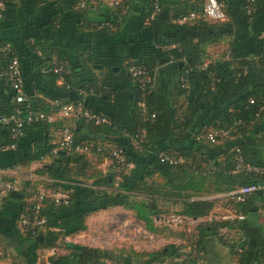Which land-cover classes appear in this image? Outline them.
Wrapping results in <instances>:
<instances>
[{
	"label": "trees",
	"instance_id": "16d2710c",
	"mask_svg": "<svg viewBox=\"0 0 264 264\" xmlns=\"http://www.w3.org/2000/svg\"><path fill=\"white\" fill-rule=\"evenodd\" d=\"M134 1L130 0L126 8ZM147 1L151 7L149 16L155 2L160 5V11L145 28L151 34L140 40H117V45L102 60L106 69L102 79H97L92 71L72 82L67 68L59 75L73 83L70 85L72 91L93 87L95 93L85 99L84 105L107 117L110 123H95L78 117L71 128L74 134L72 145L58 151L59 159L54 160L49 169L41 168L39 173L50 172L59 180L56 187L71 190V195L68 203L56 204L50 198L45 201L42 214L46 218V226L39 233L43 234V242L26 233L27 240L31 242L30 250H26L29 264H36L31 257V249L38 246L52 249L63 246L71 250L69 254L55 253L48 264H126L122 259L123 253L70 243L66 238L86 230L90 214L115 206L131 209L148 231L161 234L156 223V218L163 213L159 204L180 207L177 214L181 216L207 218L220 200H226L207 199L209 195L264 181V175L236 173V153L233 150L240 147L247 162L264 166V0H256L250 13L247 0H226L227 16L232 22L221 24L210 23L203 16L181 24L176 22L179 17L191 12L201 15L202 8H187L172 15L164 8L162 0ZM74 2L75 5L77 0ZM73 8L69 12H76L86 21L85 12L90 7ZM117 16L118 12H114L112 18ZM106 29L101 27L100 33ZM226 35L234 36L229 42L227 58L212 60L206 68H201L208 45ZM173 45L172 49H165ZM171 56L173 62H170ZM5 60L7 65L8 59ZM127 60L146 66L157 78L161 77V87H156L155 81L145 91L140 89L125 66ZM162 60L165 63H161ZM180 62H184L182 69L179 68ZM186 72L188 86L183 87L181 77ZM95 98L102 100L101 109L92 108ZM141 100L146 103L147 119L139 105ZM28 106L34 111H42L35 109L28 99L21 105L14 104L10 112L0 108V115H11L17 109L25 115ZM43 111L47 112V109ZM48 124L32 123L24 132L30 128L47 129ZM0 127H6L10 135L9 125L0 124ZM140 127L146 130L145 139L135 145L133 137ZM209 129H225L229 134L220 137L219 143H211L205 137ZM11 142L10 136L4 139L3 144ZM84 143L90 146L89 150H77ZM56 146L46 138L36 140L28 160L51 156ZM100 146L121 148L132 166L124 165L120 171L112 167L108 172L92 171L88 154L100 155ZM166 151L176 152L183 161L177 165L162 161L160 154ZM78 175L94 180L91 184L82 185L73 180ZM156 175L163 176L164 182L154 180ZM16 198L8 195L5 200ZM225 203L245 218L201 222L196 247L176 264H206V239L210 236L219 239L223 229H227L228 236L219 240L229 247L232 264H264V224L259 221L260 212L264 211V190L252 194L244 202L226 200ZM3 204L0 212L5 209ZM23 209H15L17 218ZM133 254L139 264H162L169 252L134 251ZM129 264L136 263L132 260Z\"/></svg>",
	"mask_w": 264,
	"mask_h": 264
},
{
	"label": "crops",
	"instance_id": "0c3cea01",
	"mask_svg": "<svg viewBox=\"0 0 264 264\" xmlns=\"http://www.w3.org/2000/svg\"><path fill=\"white\" fill-rule=\"evenodd\" d=\"M7 0L4 7H0V42L10 43L14 45L20 55V63L24 78V89L27 99L37 110H46L48 113H58L60 106L76 101L70 99V85L73 80L79 81L88 72H94L97 79H102L105 67L102 60L117 44V40L123 42L126 39L137 38L143 39L151 34L145 28L151 20L149 16L151 7L147 0H135L128 8L123 11H116L110 0L104 1L103 4L92 7V3L87 1L86 7L90 9L85 12L86 21L75 13H70V9H81L77 0ZM205 0H162L164 8L171 11L172 15L176 12H181L185 9L198 10L203 7ZM114 12H118L117 18H112ZM213 24L231 23L232 20L225 21L209 20ZM106 27L105 31L100 33V28ZM233 35H226L219 41L208 45L207 56L205 60H216L227 58L229 42ZM13 46V47H14ZM54 59H60L67 64V70L71 81H67L59 74L46 73V67L50 65ZM208 62V63H209ZM161 63H165L162 60ZM6 65L4 56L0 54V73ZM164 64H162L163 66ZM126 66V64H125ZM164 67V66H163ZM162 67V68H163ZM118 70V67H114ZM127 68V66H126ZM164 70V68L162 69ZM161 74V72H160ZM161 77L154 75L156 87H161ZM79 79V80H78ZM77 93V92H76ZM78 94V93H77ZM79 97V96H78ZM96 100L92 103L93 109H101L103 107L102 100ZM78 100V99H77ZM182 100V99H181ZM15 93L9 87L7 82L0 77V108L10 112L14 108ZM34 110V108H33ZM78 117H72L69 120H63L58 116L57 121L48 124V128H33L23 133L16 141V148H10L14 139L9 135L6 127H0V172L3 170L11 171L14 164L23 166L21 172H15L19 176L18 191L23 194V197L16 199H6L4 201L5 209L0 212V264H29L28 253L30 244L27 240V234L21 228L16 215V210L19 207L25 211L28 206L35 200V197L41 190L47 192L56 189L58 178L47 171L40 172L41 168L49 169L54 160L59 159L58 155L47 156L41 160L29 161L28 157L32 154L34 142L36 140L48 139L53 145H57L62 138L61 129L67 123L71 126L75 124ZM7 131V132H6ZM11 136L12 142L3 144L4 139ZM109 147V145H107ZM111 147V145H110ZM22 150V160H17L16 150ZM63 149L60 148V151ZM92 171L104 170V161L102 155L88 154ZM223 158V157H222ZM105 159V158H104ZM106 160V159H105ZM17 162V163H16ZM43 171V169H42ZM96 173V172H94ZM32 178L30 179V176ZM9 177V175L7 176ZM11 177V176H10ZM73 180L79 181L82 185L91 184L93 178H83L78 175ZM154 180L164 182L161 175L154 176ZM65 184H70L68 181H63ZM61 187V186H60ZM59 188V186H58ZM71 191V190H70ZM219 194L209 195L207 199H215ZM224 199V198H223ZM143 201L142 199H138ZM226 200H220L213 213L235 212L231 206L226 205ZM25 205V207H24ZM162 206V204H159ZM157 205H155L156 207ZM159 206V208H160ZM164 206V205H163ZM163 213L156 218V223L162 217L170 215H178L176 213ZM223 210V211H221ZM16 211V212H15ZM114 211V218L117 215H128L125 224H129L131 218L139 221L135 216L134 211L123 206H115L109 209H102L90 214L87 217V230L80 231L66 238L67 242L98 247L93 243L91 237L88 236L91 221L102 215L104 212ZM130 214V216H129ZM130 217V219H129ZM117 219V218H116ZM205 218H195V223H198L194 230L198 235V226ZM259 221L264 224V211L260 212ZM174 224V223H173ZM171 228H174L172 225ZM176 225V224H174ZM193 226H190L191 230ZM145 228V226H144ZM146 229V228H145ZM147 230V229H146ZM148 231V230H147ZM150 232V231H149ZM152 233V232H150ZM153 235L166 236L167 233L161 234L152 233ZM83 239L84 241H82ZM175 240L185 242L182 236L176 235ZM132 241H126L132 244ZM125 243V242H124ZM115 247V246H114ZM180 245L172 244L167 248L165 253L168 256L162 264H176L185 259ZM190 247L189 254L192 253ZM185 249V248H184ZM154 249L153 251H155ZM70 249L59 246L55 249L45 247H35L31 249V257L36 264H48L49 259L55 253L69 254ZM117 252V251H114ZM206 264H232L233 257L229 247L224 245L219 239L210 236L206 239L205 250ZM124 259V257H123ZM130 258V262H131ZM129 262V263H130ZM124 263H126L124 261ZM128 263V264H129ZM127 264V263H126Z\"/></svg>",
	"mask_w": 264,
	"mask_h": 264
},
{
	"label": "built area",
	"instance_id": "2783aa9c",
	"mask_svg": "<svg viewBox=\"0 0 264 264\" xmlns=\"http://www.w3.org/2000/svg\"><path fill=\"white\" fill-rule=\"evenodd\" d=\"M87 1L92 3V7L96 8L97 4H103L106 0H80L79 7L84 8ZM130 0H110L111 4L117 9L126 8V4ZM256 0H247V10L250 13L253 9V4ZM6 3V0H0V7L3 8ZM160 11V5L158 2L154 4V10L151 14V18H154L157 12ZM228 3L226 0H205L202 7V14H198L196 12H191L187 15L179 17L176 22L178 23H187L193 22L197 20L199 17L203 16L208 20H216V21H225L228 16ZM172 47H165L166 50H170ZM0 54L7 58V65L1 71L0 77L2 79L7 80L12 89L15 92V101L19 105L25 103L27 101V97L24 89V78L22 74V68L20 63V55L18 51L13 47L10 43H0ZM174 58L171 56V61L173 62ZM209 60H205L204 63L200 66L201 68H206ZM127 66V70L129 71L132 78L139 84L140 89L145 91L152 83L154 82V75L152 72L143 65H137L130 60L125 62ZM67 64L60 60L54 59L50 62V65L46 67V73H56L62 75V73L66 70ZM181 82L183 87L188 86L187 82V72L182 74ZM78 100L70 101L67 104L60 106L58 113H48L44 111H34L30 106H28V111L25 115L22 114V111L17 109L15 113L11 115H0V124L9 125L11 127V136L15 142L8 145L10 148H16V141L23 135L24 129L26 126L36 122H47L53 123L57 121L58 116L63 120H69L72 117H83L87 121H94L95 123H110V120L100 114L92 112L90 109L85 107L84 102L85 99L95 93V89L93 87L85 86L81 87L77 90ZM254 102V100H251ZM139 105L142 107L144 111L145 119L148 118L149 114L146 109V103L144 100H141ZM152 117H155V114H152ZM62 138L56 147L52 150V155H57L58 151L64 148H69L73 142V131L71 126L67 123L64 124L61 129ZM229 134L228 130L225 129H209L207 134L205 135L206 139L211 143H219L220 137H226ZM146 135V130L144 127H140L133 137V141L135 145H139L144 139ZM90 146L88 144H82L77 147V150L88 151ZM100 155H102L105 159H110V167L115 171H120L121 167L126 165L131 167L132 164L127 162V157L124 151L121 148H113L109 149L106 146L99 147ZM233 150L236 153V173L245 174H256V175H264V166L256 165L245 160L243 151L240 147H234ZM162 161H167L172 165H177L183 161V158L180 157L174 151H166L160 154ZM23 166L20 164H16L13 166L11 171L3 170L0 172V205L3 204L5 198L10 195V193L14 190L18 189L19 185V176L15 172H21ZM9 175V177H7ZM11 176V177H10ZM32 175L30 176V179ZM264 190V181L254 182L250 184H245L236 187L235 189L220 193L217 197L224 198L228 201H232L234 203L244 202L246 201L252 194ZM71 191L68 189H64L59 187L57 189H53L52 191L41 190L35 200L31 203L30 206L19 216V224L23 231L27 234H31L32 236H37L41 230L45 229L46 226V218L42 214V210L45 206V201L50 198L56 204H60L62 202L68 203L70 199ZM245 216L241 213L235 212H225V213H211L209 217L202 220L204 221H233L235 219H244ZM160 220L172 222L176 225H184L185 223H193L195 222V218L190 216H181V215H170L168 217H162ZM225 233H223L224 237L228 236L227 229H223ZM2 252L0 251V256ZM104 262V261H103ZM106 264V262H104ZM110 264V263H107Z\"/></svg>",
	"mask_w": 264,
	"mask_h": 264
},
{
	"label": "rangeland",
	"instance_id": "374dc122",
	"mask_svg": "<svg viewBox=\"0 0 264 264\" xmlns=\"http://www.w3.org/2000/svg\"><path fill=\"white\" fill-rule=\"evenodd\" d=\"M103 161L104 171H110V159H103ZM160 207L161 209L164 207V209L168 211L165 213L166 215L172 212L177 214L181 209L178 206L173 207L170 204H162ZM127 216L119 213L116 219L114 218V211H105L102 215L91 221L90 230L87 231L89 234L88 236L91 237L92 241L96 239V242L93 241V243L100 248L117 251L116 253L118 254L123 253V257H133L131 260L136 264H139V261L136 260L135 255L133 254L134 251L148 252L153 251L154 249L165 251V249L171 247L172 244H176L180 245L179 249H182L183 255L188 257L190 251V247L188 246L191 245L192 247L194 245V248L196 247L197 232L194 230V227H196L198 223L193 222L185 223L184 225H174L172 222L160 220L158 221V226L161 232L165 231L167 235L158 236L147 231L139 221L137 222V220H134L133 218H131L132 221H130L128 225L125 224ZM168 224H173L172 226L174 228H171ZM190 226L193 227L191 230H188L190 229ZM220 233V237L218 238H225L223 235L225 232L222 230ZM176 235L182 236V239H185V242L176 241ZM81 240L84 241L83 239ZM126 241H132V244H128Z\"/></svg>",
	"mask_w": 264,
	"mask_h": 264
},
{
	"label": "water",
	"instance_id": "95a60500",
	"mask_svg": "<svg viewBox=\"0 0 264 264\" xmlns=\"http://www.w3.org/2000/svg\"><path fill=\"white\" fill-rule=\"evenodd\" d=\"M188 61L190 60V58L187 59ZM184 65V62H180L179 63V68L182 69ZM79 97H78V94L75 92V91H71L70 92V99L71 100H77ZM16 155H17V160L18 161H21L22 160V157H23V154H22V150H16ZM10 196L12 197H23V194L21 192H19L18 190H14L10 193ZM36 239L39 241V242H43L44 240V237H43V234H38L36 236ZM166 251V249H165ZM124 261L126 263H129L130 262V257L128 256H124Z\"/></svg>",
	"mask_w": 264,
	"mask_h": 264
}]
</instances>
